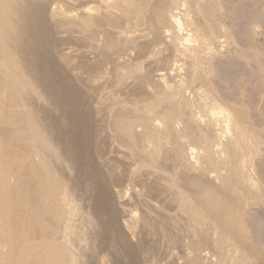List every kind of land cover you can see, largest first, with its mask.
<instances>
[{
  "label": "bare ground",
  "instance_id": "6f19581e",
  "mask_svg": "<svg viewBox=\"0 0 264 264\" xmlns=\"http://www.w3.org/2000/svg\"><path fill=\"white\" fill-rule=\"evenodd\" d=\"M83 1H86V0H83ZM107 1H109V0H101L100 3L103 2L104 4L102 3L100 6H104L105 3H107ZM128 1H130V0H128ZM128 1H125V3ZM145 1H147V0H144V2ZM164 1L166 2L167 0H164ZM164 1H161V2H164ZM30 2H32V0H0V264H141V263L148 264L149 262L147 263V260L149 258H147V256L144 253L149 251V253L151 255H154V253L157 254L158 249L154 248V247H156V246H154L155 243H159V241H162L164 243H168L169 245L173 244V248L175 246H178L177 248H179L180 244L182 243V240L184 241V239L189 240V243L186 242L187 240H185V242L189 244L188 247H186V246L185 247L188 248L187 249L188 252L190 250V252L192 254L193 260L190 257L189 259L192 262H188L190 264H199L198 260L200 259L202 252L203 251L205 252V249L207 250V252H209V248H211V249L214 248L217 251H219V252H217V251L215 252L213 249L212 251L215 252V253L212 252L213 254H216V253L219 254L220 253V254H222V256L226 252H229V253L234 252L233 253L234 255H232V253L230 254L231 257L234 256L233 258L236 259V261H242L243 264H249V262H251L249 260L251 257H252L251 259H253V260L254 259L264 260V251L262 249L253 248L254 246L252 247L249 242L244 241L243 233L241 232V229H240L241 228L240 224L243 223L242 222L243 219L239 218L238 216H240V215H237V213H236L237 209H239L241 207V204L243 205V203H244L243 207L246 206L245 203L248 202L247 200H249V199L251 201L258 200L260 203L259 202H257V203H259L260 205H262L264 207V194L258 193V192H263L262 188H261V184L260 183H259L260 185L258 184L259 181L255 178H253V175L252 176H250V174L246 175L245 169H244L245 170L244 172H245V175L247 177L240 173L243 171L238 172L240 170L238 168V166L242 164L243 160L241 161V163L237 162L241 158H238L239 155L237 154V152L235 153L236 150H233V149L237 148V144H236L235 148H232L233 146L231 147L232 149L229 148L231 151V152H229V154L225 153V155L228 156L229 158H228L227 164H226L227 168L225 167L226 169L225 168H222V169H225L228 172L225 171L226 172L225 173L223 171L219 172L220 170L217 171V172H219V175H220V173H224L223 174L224 177L226 174V177L224 180L222 179L224 177H222V178L216 177L217 179L218 178L222 179V180L220 179L222 181L221 182L222 183L221 188L218 186V183H217V185H213V183L211 182L213 179L210 176L213 174H211L210 172L213 171L212 173H214V169L218 166L217 164L214 163L216 160L212 159V153L215 150H216V152H214V153L215 154L217 153V147L213 148L212 150L210 147H207L209 145V143H211L209 141V138L210 139L212 138V136H211L212 134L209 136V138L207 136V134L208 135L210 134V133H208V131L205 132L207 134H204L203 132H202L203 134H201L200 128H202V127H199V126H198V128L200 130L198 128H196V130L198 129L197 131L195 130L196 132L195 131L194 132H192V131L186 132L187 130L184 132L181 130V133H179V132H176L179 134L175 133L176 134L175 135L176 141L180 138L182 139L183 137H185V139L187 138L192 143H194V145L197 144L198 146H200L201 151H202V148L207 147L206 151L203 149L205 152H202L204 154L202 155V157H200V160H199L201 162L200 163L201 165H198V166H201L200 169L198 168L199 173L195 172L192 177H189L188 176V170L189 171L194 170V167L192 166L193 164L192 165L190 164V161L192 160L191 158L193 156L192 157L189 156L193 152V149L189 153V151H188L189 147L187 146L188 149H186L185 145L181 144V140H180V141H178L179 143H177L178 145L177 146L175 145L176 146V147H174L175 149L173 148V151L171 152V156H168V155H170V154L167 155V153H169L167 151H169V150H167V148H165L168 145L164 144V145H166L164 147V145L162 144V142L160 140L161 138H159L163 134V133L160 134L162 131L161 129H160V133L156 134V131L153 128V130L155 131V133L153 134L154 131L151 130V131H153V132H151L147 128V127H149V126H147L148 123L150 124L151 122H148L146 119L145 120L143 118L141 119V117H140V119H135L136 117L137 118L139 117V116H135V118L133 120L134 115H132V118H130V116H129V118H127V116H125L126 114L125 115L123 114V116H125V117H122L119 114H118V116H116L114 111H113V113L115 114V116H111L113 113H112V111L110 112V113H112V114H110V116L112 118L114 117L113 118L114 124H113V128H111V130L112 131L114 130L113 134L114 135L116 134L115 138H118L119 141L126 143V146L128 147L127 149L129 150V151L127 150V152H129L128 154L131 155V157H129L130 161H135L136 163H138L137 164L138 166H139V164L141 165L140 167H137V168H139L138 171H140L141 169H143V171H146V173L144 172L145 173L144 175H146L148 178L147 179L148 180V183H147L148 188H146L147 191L144 190L146 192L145 194H147V196L150 197L151 199L156 198L157 200L159 199L160 201H161L162 197L168 198V199H166L165 203L163 202L164 204L161 203V204H163V207H164L163 209L161 208L162 205H160V207L159 206L156 207L157 205L154 206V204L151 206V207L154 206V208L155 207L157 208V209L152 208L153 210L151 211L153 213V215L155 213L156 216L151 215L152 213L149 212L150 218L149 217L146 218L144 216L146 219L145 218L141 219V217H140V219L142 220L141 221L142 225L138 222L139 219L137 220V217L135 218L134 215L128 216V218H126L127 216L125 218H124V216H122L120 219V213L113 206V202H115V201H114L113 196L110 192L111 187H112V189L115 190L118 201H119V199L120 200L122 199L123 195L121 194V189H122L121 187L123 186L124 183H123V179L121 178L122 176L120 175L121 176L120 177L118 174L120 171L119 172L116 171L115 169H113L112 166H111L112 168L107 166V165H106L107 166L106 167L98 161V158L100 159V152H98V150L96 152L93 150V146H94V128H93V125L90 121L89 116L87 114H85V112L83 110H81L80 106L82 103H81V100L78 98V96L76 95L77 96L76 97L74 95L75 93H71L69 91L71 89L66 88V86H63L64 83H62V81L64 80V78L62 77V75L59 72L54 73V74L48 73V75L46 74V69L49 70L48 68L51 64L50 62H52V60L49 56V51H50V47H51L50 44L52 45V43L51 42L49 43L48 38L46 36V34H49V28H47L49 25L47 26V23H45V21H43L40 18H37L38 20L36 19L37 14H34V9L32 11L33 13L31 11L30 12L28 11L27 8L32 5V4H30ZM96 2L98 3V0H96ZM96 2H95V4H92V5L96 6V4H97ZM110 2H112L111 3V5L113 4L112 6L118 5V4H116L117 0H116V2H115V0H110ZM110 2L107 4V6H109ZM118 2H120V1L118 0ZM140 2H143V1L140 0ZM152 2H151V6L154 7L155 4L153 5ZM156 2H158V1H156ZM161 2H158V4L159 3L161 4ZM165 2L163 3V4H165L164 9H165V7L167 9V6L169 4L168 3L166 4ZM33 3H34V0H33ZM55 3H56V1H55ZM79 3H76V4H79ZM114 3H115V5H114ZM134 3H135V1H134ZM134 3H133V1L132 2L130 1L129 3L126 4L127 6L125 7V9H123V8L118 9V10H120V11H118V13L121 12L120 15L124 14L126 16V17H124V18H126V20L128 19V17L134 18L133 22L135 23V21H137V19H140L142 17L141 16L142 10L145 8V5L142 3L139 5H136V4H138V2L136 4H134ZM146 3L148 4V1ZM215 3H216V1L213 4L215 5ZM160 4L156 5V7L157 6L159 7ZM56 5H57V3H56ZM149 5H146V6H149ZM98 6L99 5H97L96 8ZM112 6H109L110 9L107 7L105 10L109 9V11L110 10L114 11L116 8H118L115 6L114 7L115 9H113ZM39 7H41V6H39ZM91 7H89V8L91 9ZM96 8L94 7V9H93L95 14L99 11L98 9H100L99 7L97 9ZM162 8H161V10H162ZM103 9H104V7H103ZM154 9H156V8H154ZM53 10L55 11L56 8ZM93 10L92 11L89 10L90 12H92L91 13L92 15H93ZM149 10H151V9H149ZM153 10L149 11V12H151V14H152V12H155V14H154L155 18L151 19L152 18L151 16H153V14L152 15L148 14V15H150L149 18L151 17L150 19L155 21V22L159 21L161 19L160 20V25H161L162 19H164V21H165L167 16H166V18H164V17L161 18L163 10L160 11L158 9L159 12H158V10H156L157 12L155 10L154 11ZM54 11H52L51 13H55ZM197 11L205 18L209 17L210 15H212L211 13H213L212 9L208 5L200 6V8H198ZM56 12H58V10H56ZM100 12H104V11L101 10ZM143 12L145 13V11H143ZM51 13H49V14H51ZM85 13H87L86 10H85ZM104 13H102V14H104ZM107 14L108 13H105L104 16L105 15L107 16ZM109 14H110V12H109ZM52 15L55 16V15H57V13L52 14ZM88 15L91 17L90 13ZM112 15L113 14L110 15L111 17L108 16L109 18L105 17L106 19L103 20L104 23L107 22V23H111V25L112 24L114 25L116 21L114 18H113L114 20H112V17L114 16V15L113 16ZM120 15H119V17H121ZM165 15H166V13H165ZM37 16L39 17V14ZM54 16H51V17H54ZM57 16H60L62 18L61 14L57 15ZM57 16H55V17L58 19L59 17H57ZM89 16H87V17H89ZM115 16H116V14H115ZM55 17L53 18L54 20H56ZM87 17L85 18L86 22H85V19L83 18L84 21L81 20V22L82 21L84 22L83 25L77 24L75 29L77 27H79V31H83V28H85L84 30L89 35L90 33H88V31L90 32V30L92 29V27H90V30L87 29V27H89V25L91 24V22L89 23V21H91L92 19H94L97 16H95V17L93 16V18L91 20H88V19H90V17L88 19H87ZM98 17H99V15H98ZM101 17H103V16H101ZM101 17H99V18H101ZM63 18H66V17L63 16ZM67 18L68 19H66V20L69 21L70 17H68V15H67ZM75 18H76V16H75ZM172 18L170 21H171L172 25H175V27L177 29V34L181 33V31H179V30H181L182 28H180L178 25L179 23H177L180 20L177 19V21H175V19H173L174 20L173 21ZM77 19H78V17H77ZM62 20H64V19H62ZM71 20H72V23L74 25L78 22L77 21L75 23L76 19L73 21V19L71 18ZM99 20H101V21H99L101 23H98V24L101 25L102 19H99ZM166 20L168 21V19H166ZM59 21H61V20L59 19ZM70 21L68 23L70 25H73V24H71ZM95 21L93 20L94 23H95ZM97 21H96L95 25L94 24L93 25L96 26L97 28L98 27L101 28L100 25L97 26ZM121 21L122 20H120V22ZM104 23L102 26L105 27V25H107V24L105 23V25H104ZM139 23H141V22H139ZM154 23H153V25H155ZM163 23H166V22H162V24ZM58 24H56L57 27L61 26V25L58 26ZM60 24H62V22ZM151 24H149V25L151 26ZM167 24L168 23H166V25ZM80 25L83 27V28L81 27L82 30L80 29ZM164 25L165 24H163V26ZM65 26H67V25L64 24L63 29L66 28ZM90 26H92V25H90ZM180 26L182 27L181 24H180ZM70 27H68V28H70ZM96 27H95V30H96ZM107 27L108 26H106V28ZM118 27H120V26L118 25ZM118 27L115 29H113V28L110 29L111 27L107 28V29H110L112 32L113 31L115 32L116 29L117 30L119 29ZM164 27H166V26H164ZM188 27H190V26H188ZM68 28H66V29H68ZM103 28H101L99 30L102 32V30H104ZM106 28H105V30H106ZM186 28H185V30H187ZM73 29L74 28H72L70 31H73ZM75 29H74V31H75ZM156 29H160V28L156 27ZM166 29H167V27H166ZM58 30H60V28ZM99 30L97 31L98 33H99ZM167 30H169V29H167ZM68 31H69V29H68ZM118 31L120 32V33L119 32L118 33L121 35L122 30L119 29ZM163 31L160 32L161 35H162ZM86 32H84L83 33L84 35L83 34L82 35L86 36L85 35ZM101 32H100V34H101ZM128 32H126V33H128ZM175 32H176V30H175ZM53 33H55V32H53ZM115 33L118 35L117 31ZM166 33H167V31H166ZM69 34H70V32H69ZM94 34H96V33L94 32ZM105 34H107V33H105ZM164 34H165V32H164ZM92 35L93 34H90V36H92ZM103 35H104V33H103ZM107 35H109V34H107ZM117 35H116V37H118ZM147 35H146V37H147ZM79 36L80 35L78 34V37ZM206 36L211 38V30L210 29H207V35ZM76 37H77V35H76ZM88 37L87 38L83 37V38L90 40L91 38L90 37L88 38ZM97 37L98 36L96 35V38ZM106 37L104 38V40L106 39ZM130 37H128V38H130ZM142 37H144V36H142ZM80 38H82V37L80 36ZM92 38H94V37H92ZM111 38L115 39V37H112V36H111ZM135 38H136V35H135ZM149 38H151V37L149 36ZM125 39H127V38H125ZM89 40H88V42H89ZM109 40L113 41L110 38H109ZM118 40H119V37L116 40L115 45H116ZM120 40H121V38H120ZM120 40H119V42H121ZM123 40L124 39H122V41ZM131 40H130V42H131ZM145 40H147V39H145ZM90 41H92V40H90ZM93 41H94V39H93ZM141 41H143V39L140 40V42ZM220 41H222V39ZM79 42H82L81 39L79 40ZM133 42H136V40ZM184 42H186V41L184 40ZM84 43H86V42H84ZM102 43H106V42L103 41ZM123 43H124V41H123ZM126 43H127V41H126ZM76 44H80V43H76ZM93 44H95V43H93ZM125 44H122L121 46H123ZM188 44L190 45L189 41H188ZM196 44H198V43H196ZM200 44H201V42H200ZM87 45H90V44L88 43ZM91 45H92V42H91ZM102 45L103 44H101V46ZM111 45H112V43H111ZM119 45H120V43H119ZM128 45H130V44H128ZM128 45L126 44L125 47H127ZM85 46H86V44H85ZM104 46H105V44L102 47H104ZM109 46L110 45H108V47ZM117 46H118V44H117ZM121 46L119 48H121ZM177 46H179V45H177ZM53 47H54V45H53ZM86 47H87V49H88V47H89V49H91L90 46H86ZM86 47H85V49H86ZM108 47H106V49L104 47L103 49H105V51H106ZM111 47L113 48L114 44ZM111 47H110V49H111ZM125 47H124V51H125ZM175 47H176V45H175ZM78 48H80V47L78 46ZM97 48L98 49H96V50H99L98 46H97ZM119 48H118V50H119ZM114 49H115V47L113 48V50ZM93 50H95L94 47H93ZM115 50H116L115 52H117V49H115ZM127 50L128 49H126V51ZM182 50H184V49H182ZM186 50H185V52H186ZM103 51L101 52L102 54H104ZM108 51H110V50H107L105 53L110 54L111 52H113V51H111L110 53H108ZM119 51H121V49ZM130 51H132V50H130ZM99 52H100V50H99ZM179 52L180 51H178V53ZM50 53H51V51H50ZM119 53H118V55H119ZM114 55H116V54H114ZM125 55L121 54V56H125ZM129 55H131V54H129ZM129 55H126V56L130 57ZM154 55H156V54H154ZM192 55L194 56L193 53H192ZM105 56L103 55L102 57H105ZM189 56H191V55H189ZM102 57H101V60H99L100 62H102ZM112 57H110V58L113 60ZM118 57H120V55ZM114 58H115V56H114ZM156 58H158V56ZM103 59L105 61V58H103ZM151 59H153V58H151ZM62 60H64V59H62ZM119 60H121V59L119 58ZM174 60H175V58H174ZM190 60H191V57H190ZM182 61H183V59H182ZM64 62L66 63V61H64ZM112 62H111L112 63L111 65L114 64V61H112ZM148 62H150V61H148ZM173 63H174V61H173ZM87 64H86V67L88 66ZM144 64H145V62H144ZM144 64H143V66H145ZM170 64H171V62H170ZM20 65L24 66V67L26 66V68L28 67V69H30L32 76L31 75H29V76H31L30 78H32V80H36V82H34V83H36L40 88L41 87L43 88L44 92L50 97V101L53 102L54 105L62 108L63 115H66V118L69 117V118H67V119L71 120L70 125L68 127L69 129L71 128L69 130V133L75 131L76 127L79 129V131L77 130L78 131L77 135L75 134V136L73 137V140L70 141L71 144H73L74 141L77 142V145H78V143L83 145L84 141L87 143L92 142L93 146H92L91 158H90V155L87 156L86 148H84V146L83 147L77 146L78 148L75 149L74 146H72V148H71L69 145H66V144L62 145L63 139H62V136H60L61 134L60 135L57 134L55 142H56V144H58L57 147H59V146L62 147L61 148L62 149V156H59L57 153L59 148L56 151L57 147L56 148L53 147V144L51 146L50 145L51 143H49V141L47 143V140H46L47 137L45 139L44 138L45 136H43V134H45V133H42L43 130H41V132H40V128H41L40 125H38L39 129H37L35 127V123L31 120V118L34 119L33 118L34 115L32 117L31 116L32 113H31L30 114L31 118H30L28 116L29 113L25 112L26 110L24 111V109H23L24 105H23L22 101H24V100L20 99V94L22 92L25 93L26 91L34 93L35 90L32 91V88H34V87L31 86V80H29L26 77V75H24L20 71V67H19ZM106 65H109V64H106ZM114 65H113V67H114ZM117 65H119V64H117ZM76 66H74V67H76ZM98 67L100 68V65ZM188 67L190 69V66H188ZM128 68L129 67H127V70H128ZM21 69H22V67H21ZM78 69H79V67H78ZM78 69H77V71H78ZM102 69L104 70V67ZM103 70L101 72H103ZM116 70L118 71L117 68H116ZM116 70H114V73L116 72ZM168 70H171V72H172L171 68ZM178 70H179V67H178ZM82 71H83V69H82ZM156 71H157V69H156ZM179 71L181 72V70H179ZM86 72H87V70H86ZM89 72H91V71H89ZM98 72H100V71H98ZM76 73H79V72H76ZM76 73H75V75H76ZM80 73H83V72H80ZM105 73H106V71H105ZM117 73L119 75V72H117ZM125 73H127V71H125ZM125 73L123 72V74H125ZM92 74H93V72H92ZM94 74H96V73H94ZM99 74H101V73H99ZM99 74H97V75L99 76ZM155 74H157V73H155ZM75 75H73L72 77H75ZM89 75L87 74V76H89ZM97 75L96 76L94 75V76L97 77ZM118 75L115 74L116 77ZM143 75H145V73H143ZM180 75L181 74H179V76ZM193 75H194V73H193ZM77 76H78V74H77ZM104 76L105 75H103V77ZM122 76H120V77H122ZM76 77H75V79H77ZM83 77H82V79H83ZM86 77L84 79H86ZM89 77L91 78V76H89ZM100 77L101 76H99V78ZM103 77H101L102 78L101 80H103ZM118 77H117V79H118ZM172 77L174 78L175 76H173V74H172ZM80 78H81V76H80ZM87 79H89V78L87 77ZM156 79L157 78H155V80ZM120 80L122 81V78ZM90 81H91V79H90ZM90 81H88V82H90ZM153 81H154V77H153ZM84 82H85V80H84ZM115 82H117V81H115ZM129 82H131V80ZM152 84L154 86V83H152ZM32 85H34V84H32ZM95 85H97V83ZM115 87H117V84L115 85ZM156 87H157V85H156ZM164 87H165V85H164ZM113 88H114V86H113ZM34 89H36V87ZM88 89H90V88L88 87L87 90ZM115 89H113V90H115ZM168 91H169V89H168ZM27 92H26V96L29 95V94H27ZM159 92H163V91H159ZM35 93H34V95H35ZM117 93H119V92H117ZM108 94H110V93H108ZM114 94H115V92H114ZM31 95H33V94H31ZM158 95H160V93ZM166 95H169V94H166ZM39 96H40V94H39ZM106 96L108 97V95H106ZM160 96H164V94L160 95ZM107 97L105 98L106 101H107ZM117 97H119V96H117ZM159 97H158L159 100L153 101V103L155 105L152 102H150V104L152 106H155V107H156V105H158V106L161 104L164 105L166 100L169 99L167 97L166 98L162 97L163 99H160L161 97L160 98ZM168 97H170V96H168ZM29 98H30V96H29ZM37 98H38V96H37ZM40 98H41V96H40ZM23 99H25L24 96H23ZM105 99L103 98V101ZM114 99H115V97H114ZM120 100H121V98H120ZM98 101H101V100H98ZM24 102L26 104V100ZM119 103L117 102V104H116L117 107H119ZM98 104H100V103H98ZM145 104H147V103H145ZM150 104H147V105H150ZM74 105H75V107L78 106L77 108H79V110L77 108H75L78 111L77 114H75V115H73L72 110L69 109V106L74 107ZM120 107H121V105H120ZM138 107H140V105ZM24 108H26V107H24ZM97 109H99V108H97ZM134 110H135V108H134ZM136 110H138V109H136ZM171 110H173V109H171ZM118 111H116V113ZM144 111H147V110H144ZM218 111H216V113ZM220 112L222 113V111H220ZM147 113H146V115H148ZM152 113H154V112H152ZM188 113H190V111ZM202 113H204V112H202ZM221 113H219V114H221ZM143 114H144V112H143ZM177 114H179V113H177ZM210 114H211V112H210ZM219 114H217V115L219 116ZM100 115H101V112H100ZM150 115H151L150 119L152 120L151 112H150ZM153 115H156V114H153ZM165 115H166V118H165V116L163 117L164 119L162 117L161 118L163 120L166 119L165 121L167 123L165 122V124H167V125H164V124H161V125L166 126V129H164V132L166 130L164 135L165 134L167 135V133H168V135H170L173 133L171 131L172 121H173V118L176 117V114H175V111H173V112L171 111L170 113L168 112ZM225 115H226V113H225ZM73 116H76V117H73ZM177 116H179V115H177ZM212 116H214V115H212ZM218 116L216 118H218ZM220 117H221V115H220ZM236 117H238V115H236ZM78 118H79V120H77ZM104 119L106 120V118H104ZM236 119H237L236 121H239L238 118H236ZM240 119H241V116H240ZM233 120L235 122V119H233ZM241 120L243 121L244 119L242 118ZM241 120L239 122L243 123ZM239 122H237V123H239ZM210 123H207V124L209 125ZM104 124H105V122H104ZM183 124H184V121H183ZM235 124H236V122H235ZM235 124L233 123V126H235V127L237 126V128H236V130H237L238 124L237 125H235ZM161 125H160V127H161ZM222 125H225L227 127V124H222ZM107 126H108V124H107ZM109 126H110V124H109ZM138 126L140 128H142L144 126L142 128L143 132L138 133L140 131L135 130L136 127L138 128ZM214 126H216L215 123H214ZM110 127H112V125ZM206 127H204V129H206ZM241 127H242V124H241ZM161 128L163 129V127H161ZM208 128H209V126H208ZM107 129H108V132H110L109 127ZM150 129H152V127ZM134 130L137 133H135ZM224 130H225V128H224ZM80 131H81V133H80ZM103 131H104V129H103ZM214 131H215V129H214ZM240 131H242V130H239V132ZM197 132L201 136H199V134ZM217 132L219 133V131H217ZM227 132H230L229 129ZM255 132L253 134H255ZM211 133H213V132H211ZM111 134H110V136H111ZM235 134H236V132H235ZM239 135H240V133H239ZM215 137H217V136H214L213 137L214 139L212 138L211 141L213 142L215 140L217 143V140L220 138V136L217 138V140L215 139ZM222 137H224V134H223V136H221V138ZM247 137H248V135H247ZM171 138H174L173 135ZM258 139H259V137H258ZM113 140H115V139H113ZM145 140H150L149 143L147 142L148 145L145 144L146 143ZM163 140L165 141V138H163ZM229 140L228 141L231 142V139H229ZM237 140H235L236 143H237ZM239 140H240V138H239ZM116 141L118 142L117 139H116ZM218 141H220V139ZM224 141H225V139H224ZM232 141L234 143V140H232ZM167 142H169V141H167ZM125 143H123L124 146H125ZM171 143H173V142H171ZM188 143H190V142H188ZM188 143H187V145H188ZM233 143H232V145H233ZM260 143L262 144L264 142H260ZM149 144H151V147L149 146ZM174 144H175V141H174ZM238 144H240V143H238ZM245 144H247V143H245ZM248 144H250V143H248ZM149 147H150V150L147 149ZM168 147H170V146H168ZM191 147H193V144L191 145ZM191 147L189 150H191ZM224 147L226 149V146H224ZM242 147H243V145H242ZM109 148H110V146H109ZM164 149H166V152H167L166 154H164L165 153ZM225 149L224 150L222 149L223 151L221 150L220 153H222L224 151H229V149H226V150ZM257 149H256V151H257ZM60 150L58 152H60ZM195 150H196V148H195ZM252 150H254V149H252ZM252 150H250V151H252ZM87 151H88V149H87ZM109 152H111V151H109ZM239 153H240V151H239ZM242 153H244V152H242ZM249 153L250 152H248V154ZM193 154H194V152H193ZM235 154L238 155L237 158L235 157ZM248 154H246V157H248L247 156ZM219 155H222V154H219ZM250 155L251 154H249V156ZM111 156L114 157L113 155H111ZM199 156H201V155H199ZM213 156H214V154H213ZM216 156H218V155L216 154ZM194 157H196V156H194ZM129 158L128 159L126 158L128 160V162H129ZM214 158H216L217 161L219 162L218 158H221V157L219 156V157H214ZM251 158L253 159L252 156H251ZM223 159H224V157L222 158V160ZM246 159H248V158H246ZM246 161H248V160H246ZM251 162L252 161H250L249 163H251ZM105 163H107V162H105ZM238 163H239V165H238ZM214 164H215V166L217 165L215 168H214ZM220 164H221L220 166L222 167L223 163L221 161H220ZM127 166H128V164H127ZM220 166L216 170L221 169ZM242 166H245V164L243 163ZM247 168H248V166H247ZM78 169L82 170L83 173L81 172L82 175H77V177H76L75 172H77ZM126 169H128V168H126ZM134 169H132L133 172L129 169L128 170H129V172L131 171L132 174H134V175L135 174L140 175L141 172H142L141 174H143V171H141L140 173L137 174ZM237 169H239V170H237ZM118 170H119V168H118ZM128 170H126V171H128ZM207 170L208 171L211 170V171L208 172ZM241 170H243L242 167H241ZM128 175L130 176V174H128ZM134 175H133V177L136 178L135 177L136 175L135 176ZM217 176H218V174H217ZM220 176H222V175H220ZM243 176H245V177H243ZM138 177H140V176H138ZM132 178L130 176V178H127V179L129 181V179L132 180ZM140 178H142V176ZM215 180L216 179H214V181ZM135 181H132V182H134V184H135L136 183ZM143 181H144V179H143ZM131 183L129 182L128 184L131 186L132 185ZM214 184H216V183H214ZM252 189H254L256 191L255 193H258L257 194L258 196H256V194L253 192L254 190L252 191ZM138 190L139 189L135 190L136 193ZM135 191H133V192H135ZM124 197L126 198V196H124ZM136 198H137V196H136ZM85 199L88 200L87 204L84 203ZM245 200H246V202H243ZM81 201H83V203ZM92 201H93V203H92ZM144 201H146L147 203H148V201L152 203V201H150L149 199L144 200ZM251 201H249V202H251ZM257 203H256V205H257ZM251 205H252V203H251ZM136 206H138V205L136 204ZM147 206H149V205H147ZM121 209H122L121 214L123 215L124 210H126L125 204H121ZM148 209L150 210L149 207H148ZM242 209H246V207L242 208ZM127 210L125 212H127ZM133 211H131V212H133ZM144 211H147V210L144 209ZM239 211H240V209H239ZM246 211H247V209L245 210V212ZM133 214H135V213L133 212ZM127 215H128V213H127ZM105 216H106V220H104ZM136 216H137V214H136ZM237 217L239 220L237 219ZM240 220H242V221L239 222ZM139 224L141 225V227L139 226ZM242 226H244V225L242 224ZM242 229H245V227H243ZM231 241L236 243L234 245H237V244L240 245V248L238 247V245L235 246L237 249L235 251L234 250L235 247H233L231 245L232 244ZM164 243H162V244H164ZM177 243H179V245H177ZM188 244H186V245H188ZM183 245H181V247ZM164 248H163V250H164ZM169 248H171V250H172V247L169 246ZM238 249H239V251H238ZM240 249H241V251H240ZM187 250H185V251H187ZM162 252H164V251H162ZM168 252L169 251H167V253ZM177 252L174 251V253H177ZM204 252H203V255L201 257L202 259L205 256ZM170 253L171 252H169V254ZM174 253H171L173 255L172 256L173 258H174ZM182 253H184V252H182ZM189 253L185 254V255L189 256ZM150 254L149 255L147 254V255L150 256ZM171 254H170L169 258L171 257ZM209 255H211V253ZM209 255H207V256L209 257ZM224 255H226V254H224ZM212 256H210V257L213 258V260H214L215 256L214 257H212ZM216 256L218 257L219 255L216 254ZM227 256H228V254H227ZM176 257L177 256H175V258ZM179 257L180 256H178L177 258L179 259ZM231 257H230V259H232ZM156 258H158V257H156ZM182 258H184V257H181V259ZM211 258H209V260ZM221 258H223V257H220L219 261L221 260ZM185 259L186 258H184V261H185ZM189 259L188 260L186 259V261H190ZM216 259H217V263L221 264L222 261L218 262V258H216ZM216 259H215V261H216ZM161 260H164V258H162ZM167 260H165V261L167 262ZM204 260H205V258H204ZM209 260H207V261L209 262ZM225 260H227V259H225ZM155 261H156V259H155ZM159 261L160 260H158V262ZM182 261H183V259H182ZM215 261H214V264H216ZM233 261H235V260H233ZM168 262L166 264H169L171 262V260L169 263ZM201 262H202V264H204L203 262H205V261L201 260ZM179 263L181 264V262H179ZM222 263H224V262H222ZM154 264H157V263H154ZM160 264H165V262L163 261L161 263V261H160ZM184 264H186V263L184 262ZM207 264H211V262H209ZM236 264H237V262H236Z\"/></svg>",
  "mask_w": 264,
  "mask_h": 264
},
{
  "label": "rangeland",
  "instance_id": "374dc122",
  "mask_svg": "<svg viewBox=\"0 0 264 264\" xmlns=\"http://www.w3.org/2000/svg\"><path fill=\"white\" fill-rule=\"evenodd\" d=\"M55 1H56L57 5H56ZM70 1L69 0H67V1L66 0H45V1L44 0H34V3H33V0H32V2H30V4H32V5L29 6L27 9H28L29 12L30 11L32 12L33 9H34V14H37V15L39 14V17L36 15V19L37 18H40L43 21H45V23H47V26L49 25L47 27V28H49V34H46V36L48 38L49 43L50 42L52 43V45L50 44V46H51L50 47L51 53L49 51V56H50L52 62H50L51 64H50V66L48 68L49 70L46 69V74L48 75V73L49 74L50 73L51 74L52 73L54 74V73L59 72L62 75V77L64 78V80L62 81V83H64L63 86H66V88L71 89L69 91L71 93H75L74 95L75 96L77 95L78 98L81 100V103L82 104H81L80 108H81V110H83L85 112V114H87L89 116L90 121H91V123L93 125V128H94V146L92 145V142L87 143L85 141L83 142V145L80 144V143H78V145H77V142L76 141H74V143L71 144L70 141L73 140V137L75 136V134L77 135V132L79 131V129L76 127L75 131L69 133V130L71 129V128L70 129L68 128L69 125H70V122H71V120L67 119L69 117L66 118V115H63L62 108L59 107V106L54 105L53 102L50 101V97L44 92L43 88L42 87L40 88L36 83H34V82H36V80H32V78H30L32 76V73H31L30 69H28V67L26 68V66L24 67V66H21V65L19 66L20 67V71L24 75H26V77L29 80H31V86L34 87V88L36 87V89L32 88V91L35 90L36 93L34 92L35 93V95H34V93H32V92H29V91L27 92L26 91L27 94H29V95L26 96V92L25 93L22 92L20 94V99L21 100H24V101L26 100V104H25L24 101H22L24 107H26V108L23 107L24 111L26 110L25 112H28L29 113V114L27 113L29 117H30V114L31 113H32L31 114L32 117L34 115V117H33L34 119H32L30 117L31 120L35 123V127L37 129H39V126L38 125H40V127H41L40 128V132H41V130H43L42 133H45V134H43V136H45L44 137L45 139L47 137V139H46L47 140V143L49 141V143H51L50 144L51 146H52V144H53V147H55V148L58 146V144H56V142H55L56 141L55 139L57 137V134H59V135L61 134L60 136H62V139H63L62 140L63 141L62 142V145L63 144H66V145H69L71 148H72V146H74L75 149L78 148V147H83L84 146V148H86L87 156L90 155V158H91L92 146H93V150L95 152L97 150H98V152H100V159L98 158V161L100 163H102V165H104V166L107 165L109 167L112 166L113 169H115L116 171H118V172L120 171L118 174H119V176L120 175L122 176V177L121 176L120 177L123 179V183H124L123 186L121 187L122 188L121 189V194L123 195L122 199L121 200L119 199V201H118V198L116 196L115 190L112 189V187H111V190H110V192H111V194L113 196V199L115 201V202H113V206L119 211V213H120V219H121L122 216H124V218L127 216L126 218H128V216H133L134 215L135 218L137 217V220L139 219L138 222L141 224V221H142L141 219H144L145 217L146 218L149 217L150 216V213L149 212H151L153 210L152 208H154V206L157 205L156 207H158V206L160 207V205H162L161 208L163 209L164 208L163 207V204L165 203L166 199H168V198L162 197V199L160 198L161 201L159 199H158L159 200L158 201L156 198L151 199L150 197L147 196V194H145L146 193L145 191H147L146 188H148V186H147V183H148V180L147 179L148 178H147L146 175H144L146 173V171H143V169H141L140 171H138L139 168H137V167H140L141 165L139 164V166H138L137 165L138 163H136L135 161H130V158L129 157H131V155H129L128 154L129 152H127V150H128L127 148L128 147L126 146V143L125 142H122V141H119L118 138H115L116 137V134L114 135L113 134L114 133V130L113 131L111 130V128H113V124H114V120H113L114 117L112 118L111 116H115V114H116V116H118V114L121 115L122 117L127 116V118H129V116H130V118H132V115H134L133 116V120H134L135 116H139L138 118L136 117L135 119H140V117H141V119L142 118L144 120L146 119L148 122H151L150 124L148 123V125H147L149 127H147V126L146 127L149 129V131L153 130V128H154V130L156 131V134L157 133L159 134L160 133V129H161L163 132L161 131L160 134L163 133L161 136L163 138H165V141L163 140V138L160 135H159L160 137L159 136L158 137L161 138L160 140H161V142H162L163 145L166 144V145H168V146L171 147V148L168 147V146L165 147L166 145H164V147L167 148V150H169V151H167L169 153H167L166 152V149H164L165 150L164 151L165 152L164 154H166V153H167V155L170 154L168 156H171V152L173 151V148L178 145L177 143H179L178 141H180V140H181V144H184L185 147H186V149H188V147L190 149L191 145L193 144V147H191V150L188 149L189 153H190V151H192V149H193V152H194V154L192 152L191 153L192 155L191 154L189 155L190 157L193 156L191 158L193 161L190 159L191 160L190 161V164L191 165L193 164L192 166L194 167V170L193 171L192 170H190V171L188 170V176L189 177H192L195 172L196 173H199L198 172V168L200 169V167H201V166H198V165H201L200 164L201 162L199 160H200V157H202V155L204 154L202 152H205L206 149H207V147H210L211 150L213 148L217 147V153L216 154L218 156H216V154L214 153V152H216V150L215 151L213 150L214 152L212 153V159L213 160L214 159L216 160L214 163L217 164L218 166L216 165L217 166L216 167L215 164H214V168L216 167L214 169V173H212L213 171L210 172L211 170L210 171L207 170V171L210 172L211 174H213V175H210L212 177V179H213V180L211 179L212 180L211 182L213 183V185H217V183H218V186L220 188H221V184H222L221 183L222 182L221 180L222 179L223 180L225 179L226 174H225V177H224L223 176L224 173H220V175H222V176H220L219 175V172H222V171L225 172L226 171L225 170L227 168L226 164H227V160L229 158L228 156L225 155V153L226 154L227 153L229 154V152H231L229 148H231L232 146H233L232 148H235L236 147L235 145L237 144V148H235L233 150H236L235 153L237 152V154L239 155V157H238L237 154H235V157L236 158L237 157L238 158H241L237 162H240L241 163V161L243 160V162H242L241 165H239V163H238V165L240 166V167L238 166V168L240 169V170L237 169V170H239L238 172L243 171V172H240V173L243 174V175H245V172L244 171L246 170V175L247 174L248 175L250 174V176L253 175V178H255V179H257L259 181L258 184L259 183L261 184V188H262V191H263V192H258V193L264 194V149H263L264 148V146H263L264 143H262V144L260 143V142H264V0H208V1L207 0H172L173 2L171 0H167L166 2L164 0H161V1H164L166 4L167 3L169 4L168 6L166 5L167 6V9H166V7L164 9L165 4H163L164 2H161L160 0H147L148 1V4L146 3L147 1L144 2V0H142L143 2H140V0H130L131 2L133 1V3L135 1L134 4H136L138 2V4H136V5H139L141 3L145 5V8H144L145 10L144 9L142 10V15H141L142 17L140 19H137V21H135V23L133 22L134 21V18H131V17L129 18L128 17V19L126 20V18H124V17H126L124 14L120 15L121 12L118 13V11H120L118 9H122V8L125 9V7L127 6L126 4L130 2L128 0H119L121 3L118 2V0H117V2L115 0L116 4H118V5H115V3H114V5L116 7H118L116 9L114 8L115 6H112L113 4L111 5L112 2H110V0L107 1V3H105V5L107 6V4L110 2L109 6H112V8L115 9L114 11H112V10L109 11V9H110L109 6H107L109 8L107 10H105L107 8L105 5L104 6H100L103 3V2L100 3L101 0L100 1L98 0V3L96 2V0L95 1L94 0H86V1H83V0H76V1L75 0H70ZM125 1H128V2L125 3ZM156 1L161 2V4L159 3L160 4L159 7L158 6L156 7V5H159L158 2H156ZM215 1H216V3L214 5L213 3ZM95 2L97 3L96 6L99 5L98 7L102 11H104L105 13H108L107 16L106 15L104 16L105 13L104 12H100L101 11L100 9H98L99 10L97 12L98 14L96 13L97 15L94 13V10L93 9H94V7L96 8V6H94L92 4H95ZM151 2H152L153 5L155 4L154 7L151 6ZM76 3H79V4H76ZM181 4L182 5L184 4V5L182 6ZM146 5H149L151 8L149 6H146ZM199 5L200 6H204V5L210 6V8L213 11V13H211L212 15H210L207 18L203 17L197 11L198 8H200ZM39 6H41V7H39ZM91 6L92 7L94 6V7L92 8ZM89 7H91V9ZM103 7H104V9H103ZM160 7L161 8L163 7L162 8L163 13H162V17L161 18H163V17L166 18V16H167L166 19H168V21L166 19H165V21H164V19H162V22L168 23L167 25H166V23H163V24H165L164 26H166L167 29H169V30H167L166 27L163 26L162 22H161V25H160V20L161 19L159 21H156V22L153 21V20H151V19L155 18L154 17L155 12H152L153 16H151L152 18L150 17L151 19L149 18L150 15H148V14H151V12H149V11H152L154 8H156V9H154L155 11L158 10V9L160 11H162ZM55 8H56V10H58V12H56V10L55 11L53 10ZM149 9H151V10H149ZM85 10H86L87 13L88 12L90 13L91 17L88 15L89 13L88 14L85 13ZM89 10L90 11L93 10V15L91 14L92 12H90ZM159 10H158V12H159ZM52 11H54L55 13H57V15H60L61 14L62 18L60 16L55 15V16L59 17L57 19L54 15H52V14H55V13H51ZM143 11H145V13ZM109 12H110V14H109ZM49 13H51V14H49ZM100 13L101 14L104 13V14L101 15ZM165 13H166V15H165ZM73 14L76 16V18H75V16ZM111 14L114 15V16L112 15L113 16L112 17V20L115 19V21H116L115 24L114 25L113 24L111 25V23L105 22L107 24V25H105V23H104L103 20L106 19L105 17L109 18L108 16H110ZM115 14H116V16H115ZM67 15H68V17H70L69 18L70 20L72 18L73 21L76 19L75 20V23L77 21L78 22L74 25L72 23V20L71 21L69 20L71 22V24H73V25H70L68 23L69 21L66 20V19H68L67 18ZM98 15H99V17H101V16H103V17L99 18ZM119 15L121 17H119ZM51 16H54L56 20H54L53 19L54 17H51ZM63 16H65L66 18H63ZM87 16H89L90 19H88L89 17H87ZM93 16L94 17L97 16V17H95L94 19H92ZM77 17H78V19L79 18L80 19L78 20ZM86 17H87L88 20H91L92 19L91 21H89V23L91 22L90 25H92V26L89 25V27H87V29L90 30V27H92V29H91L92 31L90 30V32L88 31V33L93 34L94 36L93 35L90 36V34L88 35L87 32L84 30L85 28H83L81 25H80V29L82 30V28H83V31L86 32L85 35L87 37L89 36L91 38L90 40H92V41H90L88 39L89 42H88L87 39H84V38H87V37L86 36H83L84 35L83 34L84 32L83 31H79V27H77L75 29V27L77 26V24H82L83 25V23H84L83 21H84V19ZM171 18H172V20L175 19V21H177V19L180 20L177 23H179L178 24L179 27L182 28L181 30H179V31H181V33H178L177 34V29H176L175 25H172V23L170 21ZM59 19L61 21H59ZM62 19H64V20H62ZM99 19H102V24L101 25L98 24V23H101V22H99V21H101ZM119 19L122 20V21L120 22ZM81 20H83V21L81 22ZM93 20L94 21L96 20L97 21V26L100 25L101 28L104 27V26H102L103 23H104L105 27L103 28L104 30H102V32L99 30L101 28H99V27L97 28L96 26H94L95 23H96V21L94 23ZM61 22H62V24H60ZM85 22H86V19H85ZM139 22H141V23H139ZM153 23L155 25H153ZM56 24H58V26L59 25H61V26L57 27ZM64 24L67 25V26H65L66 28H68L70 26L71 27L73 26L72 28H74L76 32L74 31V29H73V31H70L72 29L71 27L68 28L69 31L65 27H64L65 29H63V25ZM149 24H151V26ZM180 24L182 25V27L180 26ZM118 25L120 27H118ZM106 26H108L107 28H110L111 27L110 29H112V28L115 29V28L118 27L119 29L122 30L121 31L122 32L121 35L122 34L123 35L121 36L119 34L120 33L118 31L119 29L118 30L116 29L117 33L119 32L118 35H117L115 33L116 31L115 32L114 31L112 32L110 29H107ZM188 26H190V27L192 26L193 28L192 27L190 28ZM56 27L58 29L60 28V30H58ZM95 27H96V30H95ZM156 27L157 28H160V29H156ZM105 28H106L107 31L105 30ZM185 28L187 30H185ZM207 29H210L211 30V38L206 36L207 35ZM98 30H99V33L97 32ZM161 30L162 31L164 30L163 33H162V35L160 33V32H162ZM165 30L167 31V33H166ZM175 30H176V32H175ZM53 32H55V33H53ZM69 32H70V34H69ZM94 32L96 34H94ZM100 32H101V34H100ZM126 32H128V33H126ZM164 32H165V34H164ZM103 33H104V35H103ZM105 33H107L109 35H107ZM78 34L82 38L83 37L84 38L82 39V38H80V36L78 37ZM76 35H77V37H76ZM96 35L98 36L97 38H96ZM116 35L119 37V40L121 38V40H120L121 42H119V40H118L117 43H116V45H115V42L118 39V37H116ZM135 35H136V38H135ZM146 35H147L148 38L146 37ZM111 36L112 37H115V39L114 38L112 39ZM142 36H144V37H142ZM149 36L151 38H149ZM92 37H94V38H92ZM105 37H106V39L104 40ZM128 37H130V38H128ZM109 38L111 40H113L114 42L113 41H110ZM125 38H127V39H125ZM80 39H81V41L83 43L82 42H79ZM93 39H94V41H93ZM122 39H124L123 40L124 43H123ZM139 39L140 40L143 39V41L140 42ZM145 39H147V40H145ZM186 39L189 41L190 45L188 44V41ZM221 39H222V41H220ZM130 40H131L132 43L130 42ZM135 40H136V42H133ZM184 40L186 42H184ZM103 41L106 42V43H102ZM126 41H127V43H126ZM199 41L201 42V44H200ZM84 42H86V43H84ZM91 42H92V45H91ZM110 42L112 43V45H111ZM118 42L120 43V45H119ZM76 43H80V44H76ZM88 43L90 45H87ZM93 43H95L99 47L100 52H99V50H96L98 48ZM125 43L127 45L128 44H130V45H128L127 47H125V45H126ZM196 43H198V44H196ZM85 44H86V46H90L91 49H89V47L87 49V47L85 46ZM101 44H103V45L105 44V46H104L105 49H106V47H108V45H110L107 48V50H110V51H108V53H110L111 51H113V52H111L110 54H106L105 52L107 50L105 51V49H103L104 47H102L103 45L101 46ZM113 44H114L115 49H117V52H115L116 51L115 49L113 50L114 47L113 48L111 47V46H113ZM117 44H118V46H117ZM122 44H125V45L121 46ZM53 45H54V47H53ZM175 45H176V47H175ZM177 45H179V46H177ZM78 46L80 48H78ZM120 46H121V48H119ZM85 47H86V49H85ZM93 47H94L95 50H93ZM110 47H111V49H110ZM124 47H125V51H124ZM118 48H119V50L121 49V51H119ZM126 49H128V50L126 51ZM182 49H184V50H182ZM130 50H132V51H130ZM185 50H186V52H185ZM102 51H103L104 54L101 53ZM178 51H180V52L178 53ZM162 52L163 53L165 52L166 54L165 53L163 54ZM118 53H119L120 57H118L119 56ZM128 53L131 54V55H129ZM192 53L194 54V56L192 55ZM114 54H116V55H114ZM121 54L122 55H125L126 54V55H129L130 57H127L126 55L125 56H121ZM154 54H156V55H154ZM103 55L104 56L106 55V56L105 57H102ZM189 55H191V56H189ZM114 56H115V58H114ZM157 56H158V58H156ZM101 57H102V62L99 61V60H101ZM110 57H112L113 60ZM190 57H191V60H190ZM103 58H105V61H104ZM119 58L121 60H119ZM151 58H153V59H151ZM174 58H175V60H174ZM62 59H64V60H62ZM182 59H183V61H182ZM64 61H66V63ZM112 61H114V64H115V65L113 64L114 67H113V65H111L113 63ZM148 61H150V62H148ZM173 61H174V63H173ZM144 62H145V64H144ZM170 62H171V64H170ZM86 64L88 65L87 67H86ZM106 64H109V65H106ZM117 64H119L120 66L117 65ZM143 64L145 66H143ZM99 65H100V68L98 67ZM74 66H76V67H74ZM102 66L104 67V70L102 69L103 68ZM188 66H190V69H189ZM21 67H22V69H21ZM78 67H79V69H78ZM127 67H129L128 70H127ZM178 67H179V70H181V72L178 70ZM116 68L118 69V71L116 70ZM167 68L168 69L171 68L172 69V72H171V70H168ZM77 69H78V71H77ZM82 69H83V71H82ZM101 69L103 70V72H101L102 71ZM156 69H157L158 72L156 71ZM86 70H87V72H86ZM114 70H116L115 73H114ZM89 71H91V72H89ZM98 71H100V72H98ZM105 71H106V73H105ZM125 71H127L128 74L125 73ZM76 72H79V73H76ZM80 72H83L84 74L83 73H80ZM92 72H93V74H92ZM117 72H119V75H118ZM123 72L125 74H123ZM75 73H76V75H75ZM94 73H96V74H94ZM99 73H101L102 75L99 74ZM143 73H145V75H143ZM155 73H157V74H155ZM193 73H194V75H193ZM77 74H78V76H77ZM87 74L88 75L90 74L89 76H91V78L89 76H87ZM97 74H99V76H101V77H103V75H105L103 77V80L104 81L101 80L102 78L101 77L99 78V76ZM115 74H117L119 77L122 76V75L123 76L120 77V78L117 76L118 77V79H117V77L115 76ZM172 74H173V76H175L174 77L175 79L172 77ZM179 74H181V75L179 76ZM29 75H31V76H29ZM73 75H75V77L77 76L76 77L77 79H75V77H72ZM85 75L89 79H87V77ZM94 75L95 76L97 75V77H95ZM80 76H81V78H80ZM82 77H83V79L86 77V79H84L86 83L84 82V80L82 79ZM153 77H154V81H153ZM121 78H122V81L120 80ZM155 78H157V79L155 80ZM90 79H91V81H90ZM130 80H131V82H129ZM88 81H90V82H88ZM115 81H117V82H115ZM95 82L97 83V85H95L96 84ZM152 83H154V86H153ZM32 84H34V85H32ZM116 84H117V87H115ZM156 85H157L158 88L156 87ZM164 85H165V87H164ZM87 86L90 89L87 90V88H88ZM113 86H114V88H113ZM166 87L169 89V91H168V89ZM180 88L181 89L183 88V89L181 90ZM113 89H115V90H113ZM147 89L148 90L150 89L151 91L150 90L148 91ZM116 91L119 92V93H117ZM159 91H163V92H159ZM107 92L110 93V94H108ZM114 92H115V94H114ZM159 93H160V95H163L164 94V96L166 94H169V95H166L164 97V96L158 95ZM31 94H33V95H31ZM39 94H40L41 98H40ZM106 95H108V97ZM23 96H24L25 99H23ZM29 96H30V98H29ZM37 96H38V98H37ZM113 96L115 97V99L116 98L117 99L115 100ZM117 96H119V97H117ZM168 96H170V97H168ZM106 97H107V101L105 99ZM158 97L160 99H163V98H166V97L169 98V99L166 100V102L164 103V105L163 104H161L159 106L156 105V107L155 106H152L150 104V102L153 103V101L159 100ZM103 98L105 99L104 101H103ZM120 98H121V100H120ZM98 100H101V101H98ZM117 102L118 103L120 102L119 103V107H117V105H116ZM98 103H100V104H98ZM145 103L150 104L151 106L150 105H147ZM120 105H121V107H120ZM139 105H140V107H138ZM77 107L78 106L75 107V105H74V107L73 106H69V109L72 110V114L73 115L77 114V112H78L77 109L79 110V108H77ZM75 108H77V109H75ZM97 108H99V109H97ZM134 108H135V110H134ZM136 109H138V110H136ZM171 109H173V110H171ZM115 110L116 111L119 110V111L116 113ZM144 110H147V111H144ZM111 111H112V113L114 111L115 114L114 113L113 114L110 113ZM171 111L172 112L175 111V114H176V117H174L173 118V121H172L171 131L173 133L170 134V135H168V133H167V135L166 134L164 135V133L166 132V130L164 132V129H166V126H164V125H167V124H165V122H166L165 120L166 119L163 120L164 119L163 117L165 116V118H166V115L165 114H167L168 112L170 113ZM189 111H190V113H188ZM209 111L211 112V114H210ZM216 111H218V112L216 113ZM220 111H222L223 114ZM100 112H101V115H100ZM143 112H144V114H143ZM150 112L152 114V120L150 119L151 118ZM152 112H154V113H152ZM176 112L179 113V114H177ZM202 112H204V113H202ZM138 113L140 115L141 114L142 115L140 116ZM146 113L148 115H146ZM160 113L161 114L163 113V114L161 115ZM219 113H221V114H219ZM225 113H226V115H225ZM110 114H112V115L110 116ZM123 114L124 115L126 114V115L123 116ZM153 114H156L157 116L156 115H153ZM217 114H219V116ZM177 115H179V116H177ZM212 115H214V116H212ZM220 115H221V117H220ZM236 115H238V117H236ZM217 116H218V118H216ZM240 116H241V119L242 118L244 119L243 121L240 119ZM73 117H76V116H73ZM104 118H106V120ZM236 118H238L239 121L241 120L243 123H240L239 121H236L237 120ZM233 119H235L236 124H235V122H234ZM77 120H79V118ZM183 121H184V124H183ZM104 122H105V124H104ZM237 122H239V123H237ZM207 123H210V124L208 125ZM214 123H215L216 126H214ZM233 123L235 125L238 124V129H237L238 131L236 130L237 126L236 127L233 126ZM107 124H108V126H107ZM109 124H110V126L112 125V127H110ZM161 124H164V125H161ZM222 124H227V127L225 125H222ZM241 124H242V127H241ZM160 125H161V127H163V129L160 127ZM207 125L209 126V128H208ZM198 126L199 127H202V128H200L201 130L198 128ZM108 127L110 129V132L112 131L111 132L112 134L110 132H108V129H107ZM151 127H152V129H150ZM204 127H206L207 130L204 129ZM142 128H140L138 126V128L136 127L135 130L136 131L138 130V131H140L138 133H141V132H143V129ZM196 128H198L201 131V134H203V133L204 134H207L205 132L208 131V133H210L209 135L207 134L208 138H209V136L211 134H212L211 135L212 138L214 136H217V137H215L216 140L220 136V138H219L220 141H218L219 140L218 139L217 140V143H216L215 140H214L215 142L214 141L212 142L211 141L212 138L211 139L209 138V141L211 143H209V145L207 147L202 148V151H201V147L200 146H198L197 144L194 145V143H192L187 138L185 139V137H183L184 139L183 138L182 139L180 138L177 141L175 140V138H176L175 135L181 133V130L184 131V132L186 130H187L186 132H188V131L194 132L196 130ZM224 128H225V130H224ZM103 129H104V131H103ZM214 129H215V131H214ZM228 129H229L230 132H227ZM135 130H134V132L137 133ZM216 130L219 131V133ZM239 130H242L243 132L242 131L239 132ZM81 131H80V133H81ZM153 131H151V132H153ZM155 131L153 132V134L155 133ZM176 132H179V133H176ZM211 132H213L214 134L216 132L217 133L214 135ZM235 132H236V134H235ZM254 132H255V134H253ZM239 133H240V135H239ZM110 134H111V136H110ZM223 134H224V137L221 138V136H223ZM172 135H173L174 138H171ZM247 135H248L249 138L247 137ZM199 136H201V135L199 134ZM258 137H259V139H258ZM239 138H240L241 141L239 140ZM113 139H115V140H113ZM116 139L118 140V142L116 141ZM224 139H225V141H224ZM229 139H231V142H229L230 141ZM232 140H234V143L235 144L233 143ZM235 140H237V143L235 142ZM149 141L150 140H145V142H146L145 144L148 145ZM167 141H169V142H167ZM174 141H175V144H174ZM171 142H173V143H171ZM186 142L187 143L190 142V143H188V145H187ZM123 143H125V146L126 147L124 146ZM232 143H233V145H232ZM238 143H240V144H238ZM245 143H247V144H245ZM248 143H250V144H248ZM242 145H243V147H242ZM109 146H110V148H109ZM149 146L151 147V144H149ZM224 146H226V149H229V151H224V152L220 153L222 149L223 150L225 149ZM150 147L147 148V149L150 150ZM58 148L60 150L62 147H60V146L57 147L56 151L58 150ZM195 148H196V150H195ZM87 149H88V151H87ZM249 149L250 150L254 149V150L250 151ZM256 149H257V151H256ZM58 151H57L58 155L59 156H62V149L60 150V152H58ZM109 151H111L112 153L109 152ZM239 151H240V153H239ZM242 152H244L245 154L242 153ZM248 152H250L249 153V154H251L250 156H249ZM110 154L113 155L114 157H112ZM213 154H214V156H213ZM219 154H222V155H219ZM246 154H248L247 155L248 157H246ZM199 155H201V156H199ZM194 156H196V157H194ZM219 156L221 158H218V160H219V162H218L217 159L214 158V157H219ZM251 156L253 157V159L251 158ZM223 157H224V159L222 160ZM126 158L127 159L129 158V162H128V160ZM246 158H248V159H246ZM245 159L248 160V161H246ZM220 161L223 163L222 164V167L220 166L221 165L220 164ZM250 161H252V162L249 163ZM105 162H107V163H105ZM126 163L128 164V166H127ZM243 163L245 164L246 167L245 166H242ZM219 166H220L221 169L216 170ZM247 166H248V168H247ZM241 167H242L243 170H241ZM118 168H119V170H118ZM126 168H128L131 171H132V169L135 168L134 170L136 171L137 174L140 173L141 171H143V174H141L142 173L141 172L140 175L139 174L138 175L135 174L136 175L135 176L134 174H132L133 171L132 172L130 171L131 172L130 173L129 170L126 169ZM222 168H225V169H222ZM126 170H128V171H126ZM217 171H219V172H217ZM81 172L83 173L82 170L78 169L77 172H75V176L77 177V175H82ZM226 172H228V171H226ZM128 174H130L131 178L133 177V175L136 178L133 177L134 179L132 178V180L129 179V181H128L127 178H130V176ZM217 174H218V176H217ZM138 176H140V177L142 176V178H140ZM245 176H243V177H245ZM216 177H221V178L224 177V178H222V179L221 178H218L217 179ZM143 179H144V181H143ZM214 179H216L215 180L216 182L214 181ZM132 181H135L136 183L134 184V182H132ZM129 182L130 183L132 182L131 183L132 184L131 186L128 184ZM214 183H216V184H214ZM137 189H139V190L136 193L135 190H137ZM253 190L254 189H252V191ZM133 191H135V192H133ZM253 192L255 193L256 191L254 190ZM258 193H255L256 196H258L257 195ZM124 196H126V198ZM136 196H137V198H136ZM148 199L150 201H152V203L149 202V201H148V203L146 201H144V200H148ZM247 201L249 202L251 200L249 199ZM81 202L83 203V201H81ZM243 202H246V200L243 201ZM248 202H246L247 204L245 203L246 206H244V207H243L244 203H243V205L241 204V207L242 208H245L246 207V209H247L246 212H245L246 209H242L241 207L239 208L240 211H239V209H237V212H236L237 215H240L238 217L241 218V219H243V221L242 220L239 221V222H241V221L243 222V223L240 224L241 225V228L240 229H241V232L243 233V237H244L243 239H244V241L249 242L252 247L254 246L253 248H259V249H262L264 251V207L259 204L260 202L258 200H253V201H251L249 203ZM257 202H259V203H257ZM84 203L87 204L88 203V200L85 199L84 200ZM92 203H93V201H92ZM161 203H163V204H161ZM251 203H252V205H251ZM256 203H257V205H256ZM121 204H125L126 210L127 209L129 210V211L127 210V212H125L126 210H124V214L123 215L121 214L122 213ZM136 204L138 206H136ZM153 204H154V206L151 207ZM147 205H149V206H147ZM148 207L150 208V210L148 209ZM156 207L154 209H157ZM144 209H146L148 212L147 211H144ZM130 210L133 211L135 214H133V212H131ZM127 213H128V215H127ZM136 214H137V216H136ZM151 215H153V213ZM153 216H156L155 213H154ZM140 217H141V219H140ZM238 217H237V219H238ZM104 220H106V216L104 217ZM140 224H139V226L141 227L142 224L141 225ZM242 224L244 226H242ZM243 227H245V229H242ZM185 240H187L186 242L189 243V240L188 239H184V241L182 240V243L180 244L179 248H177L178 246H175L174 247L175 249L173 248V244L172 245H169L168 243H164L162 241H159V243H155L154 246H156L157 248L156 247H154V248L155 249H158L157 254L154 253V255H151L149 253V251H147L148 253L147 252L144 253L147 256V258H149L147 260V263L149 262L150 264H154V263L160 264V261H161V263L164 261L165 264H166L168 261L170 262V260H171L170 263L168 262L169 264H176V263L177 264H180L179 262H181V264H184V262L186 264H190L188 262H192L189 259L190 257L192 258V254H191L190 250H189L190 253L188 252V250H187L188 248H186V247H188L189 244L186 243ZM161 242L164 243V244H162ZM185 243L188 244V245H186ZM231 243H232L231 245L233 247H235V246L238 245V244L237 245H234L236 243H234L232 241H231ZM159 244L160 245L162 244V245L160 246ZM168 245L170 247H172V250H171V248H169ZM177 245H179V243H177ZM181 245H183V246L181 247ZM238 247L240 248V245H238ZM163 248H164V250H163ZM210 249L211 248H209V252L211 251L210 252L211 255H209L210 253L207 252L206 249H205V252L203 251L204 252V255H205L203 257V259L201 258L202 255H203V252H202L201 257H200V259L202 261H205L206 262L207 260H209V258H211L210 256L213 255L212 257L215 256L214 260H213V258H211L212 260L211 259L209 260V262H211V264H214V261H215L216 258H218V262H221V261L224 262V263L221 262V264H236V262H237V264H239V263L240 264H243L242 261H236V259L233 258L234 256L231 257L230 254L232 253V255H234L233 254L234 252H231V253L226 252V253H224L226 255L223 254V256L220 253L219 254L216 253L217 255H219L217 257L216 254H213L217 250L213 248L214 251H215L214 252V251H212L213 249H211V250ZM173 250L175 252L178 251L179 253L178 252L177 253H174ZM185 250H187V251H185ZM234 250L235 251L237 250L236 247L234 248ZM162 251H164V252H162ZM167 251H169L171 253H174V258L172 257L173 255L170 253L171 254V257H170L171 259H170L169 258L170 254H169V252L167 253ZM238 251H239V249H238ZM240 251H241V249H240ZM182 252H184V253H182ZM187 252L189 253V256L188 255H185V254H188ZM217 252H219V251H217ZM147 254L148 255L150 254V256H148ZM227 254H228V256H227ZM207 255H209V257ZM175 256H177V257L180 256V257L178 259L177 257L175 258ZM156 257H158V258H156ZM161 257L164 258V260H161L162 259ZM181 257H184L187 260L189 259L190 261H186V259L184 261V258H182L183 259V261H182ZM220 257H223V258H221V260L219 261ZM230 257L233 260H235V261H233L232 259H230ZM204 258H205V260H204ZM251 258L249 259L251 261V262H249V264L250 263L251 264H264V260H258V259H254L253 260ZM155 259H156V261H155ZM225 259H227V260H225ZM158 260H160V261L158 262ZM165 260H167V262ZM192 260H193V258H192ZM199 260H198L199 264H202L201 260L200 261ZM205 262H203V263L204 264L209 263L208 261L206 263ZM215 263L216 264H220V263H217V259H216ZM141 264H143V263H141Z\"/></svg>",
  "mask_w": 264,
  "mask_h": 264
}]
</instances>
